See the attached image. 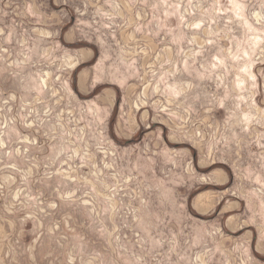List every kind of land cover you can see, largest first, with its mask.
<instances>
[{"label": "rangeland", "instance_id": "obj_1", "mask_svg": "<svg viewBox=\"0 0 264 264\" xmlns=\"http://www.w3.org/2000/svg\"><path fill=\"white\" fill-rule=\"evenodd\" d=\"M0 264H264V0H0Z\"/></svg>", "mask_w": 264, "mask_h": 264}, {"label": "bare ground", "instance_id": "obj_2", "mask_svg": "<svg viewBox=\"0 0 264 264\" xmlns=\"http://www.w3.org/2000/svg\"><path fill=\"white\" fill-rule=\"evenodd\" d=\"M77 65V62H75L74 64H73V67H75Z\"/></svg>", "mask_w": 264, "mask_h": 264}]
</instances>
